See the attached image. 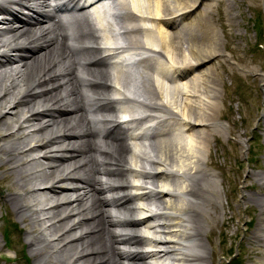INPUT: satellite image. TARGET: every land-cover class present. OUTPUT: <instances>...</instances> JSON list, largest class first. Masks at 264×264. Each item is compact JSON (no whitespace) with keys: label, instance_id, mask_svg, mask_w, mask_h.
Segmentation results:
<instances>
[{"label":"bare ground","instance_id":"1","mask_svg":"<svg viewBox=\"0 0 264 264\" xmlns=\"http://www.w3.org/2000/svg\"><path fill=\"white\" fill-rule=\"evenodd\" d=\"M211 1L123 0L119 11L99 12L97 0H70L74 12L91 9L97 29L77 27L88 39L72 42L82 55L77 62L55 18L62 9L52 6L56 0H0V139L8 138L0 144V178L12 175L17 190L9 187L5 199L22 223L28 221L24 230L33 238L27 243L46 264H213L215 252L204 241L215 228L226 234L241 220L231 205L237 183L235 208L246 215L256 210L253 227L249 216L242 218L244 250L249 264H264V0H213L215 27L207 20L213 19ZM258 11L261 35L241 44L250 28L245 12ZM149 29L152 41L143 34ZM119 40L136 47V55L156 59L119 58L124 54L113 45ZM131 60L143 70L132 77L117 70ZM105 61L116 69L114 77L104 73ZM172 73L177 77L169 80ZM234 100L245 110L238 124L229 107ZM139 106L166 114L145 142L132 125L137 119L111 114L127 116ZM89 115L104 129L98 140ZM252 122L246 150L261 138L263 155H252L260 172L233 179L223 208L225 158L243 153L241 137ZM120 125L131 140L126 149ZM222 137L234 147L230 152ZM41 242L45 253L35 251Z\"/></svg>","mask_w":264,"mask_h":264},{"label":"rangeland","instance_id":"2","mask_svg":"<svg viewBox=\"0 0 264 264\" xmlns=\"http://www.w3.org/2000/svg\"><path fill=\"white\" fill-rule=\"evenodd\" d=\"M141 2L146 3V0H143ZM191 2L192 1H190V3ZM211 3H213V5H214V4H216V1L212 0ZM196 4H198V3H196ZM201 8H202V6L198 7L197 10H199ZM196 11L191 13L190 14L191 16L189 15V17L187 19H185L183 21V23L186 25H187V23L190 24L193 21L194 17L196 16V13H195ZM259 11L257 14L245 12V16L249 20L250 28L248 29V41L241 42V44L246 45V44H249L251 42H254L261 35L259 30L263 25V21H262V19L260 20V18H258V15H261V18H262V14ZM216 13H217L216 6L214 5V8L212 10V15H213L212 20L213 21L210 18L207 19V20H209V22L213 26H214V22H215V17H217ZM147 26L149 27V26H151V24L149 23ZM151 30L152 29H149L148 30L149 32H144L143 34L148 35L150 40L152 41L153 39L150 36V34H153L154 32L151 33ZM215 30L217 31V33L219 35H221L220 29L218 26H216ZM142 31H143V29H140V31L136 32V34H142ZM256 46L259 49H262L260 43L257 42ZM262 57L264 58V50L263 49H262ZM216 67L219 71V64ZM201 71H203V69H201ZM188 77H190V76H188ZM217 83H218V85L221 86L219 81ZM229 84H230L229 80H226V85H229ZM232 87L233 86L228 87V88L231 89ZM220 89H222V88H220ZM242 92L243 91L241 90V88L238 87V91L235 93V97H236V100L238 102H240V96H241ZM168 93L164 92V96L169 97ZM161 97H163V96H161ZM236 100L231 101L229 107H230L231 116H233V118L236 120V123L238 124L240 122L239 115L241 113L245 114V110L242 108V106L238 107V103ZM154 101L162 103L163 100L161 98L159 100L155 97ZM220 104H221V102L219 101V105ZM221 123L223 125L224 124L227 125V123L225 121H221ZM254 125H255V122H252L251 126L248 129V134H246L245 137H241L242 144H243L242 145L243 153H241L240 150H237V157L234 158L233 156H231L229 159L225 158L224 172L227 173V175H226L227 183H225V184L223 183L219 186V189H220L219 194L221 197V204H222L223 208L227 207V201L224 197V192L231 189L230 185L233 184L232 183L233 179L236 178V180L242 181L243 180L242 178H244L247 170H251L253 172H260V169L253 167L254 162H253L252 155H254V156H257L260 154L263 155V150H262L263 145H262L261 138H258V139H256V141L251 142V144H252L251 147L249 148L248 151L246 150L247 142L251 137L250 131H251V129L254 128ZM93 138H94V140H98L97 134H95ZM7 139L8 138H6V137L3 139H0V144L5 142ZM228 139L232 140L233 138L231 136ZM226 141H227V139H224L223 137L221 138V144L223 146V149L225 151L230 152L231 151L230 148L232 146L229 143H227ZM122 147L124 149L127 148V146L125 144H122ZM232 148H234V147H232ZM250 149H252V151H250ZM40 153H41V151L38 150V151H35L33 153V155H38ZM213 153L215 154V147H213ZM248 155H249V157H248ZM216 159L219 162L223 161L222 158L219 156H217ZM230 166L237 168V170L234 171L233 169H230ZM211 171H212V173H214L216 175L218 181H220L221 176L219 174V171L214 169V168ZM238 172L240 173L239 174L240 179L238 176ZM11 180H12L11 174H7V175H5V177L0 178V264H46V262L42 258H40L39 255H37V256L35 255V252H33L31 250L30 246L27 243L28 238H33L32 233L29 234V236H27L26 232L24 230L26 228V226H28V221H24V223H22L21 219L19 217H17L16 214L13 212L12 207L15 204L12 206L11 201L8 203V201L5 199V195L7 193H9V192H7V190H9L8 189L9 187H10V192L17 190L15 188V185L12 183ZM240 187H241V183H237L234 185V196H233V202L231 203V205H232L234 213H236V215H238L239 218L241 217V220H238L236 218L234 223L231 224L227 230H224L226 234L222 233V231L219 230L218 228H215V231H214L212 237L209 239V242L204 241V243L206 245H209V247H211L213 249V251L215 252L213 264H226L225 261L229 257H232V256H235V261L232 260L231 262H233V263H231V264H249V260L247 259V254L244 250V249H248V243L245 244L242 242L244 229H245L243 220L244 219L247 220L248 216H249V219H251V222L249 223V227H253L255 224V220H256V218L254 216L256 213V210H255V213L253 212L252 214L250 213L249 215H246V210H243V208L241 206H239L238 210L235 208L234 205L237 204L238 199H239L238 191L240 190ZM242 218H243V220H242ZM54 246L55 245L51 243V247H54ZM49 249L50 248H48L47 251H49L48 254H50V256H51V254L54 251L51 253V251ZM35 251H41V252L45 253L44 242H41L39 244V248L36 249ZM115 251H117V250H115ZM230 253H231V256H230ZM60 256L61 255L59 254V252L58 253L54 252V254H52L53 259H56V260L60 259Z\"/></svg>","mask_w":264,"mask_h":264}]
</instances>
